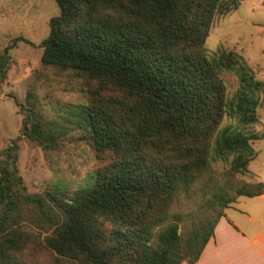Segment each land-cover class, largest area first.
<instances>
[{
  "label": "trees",
  "instance_id": "trees-1",
  "mask_svg": "<svg viewBox=\"0 0 264 264\" xmlns=\"http://www.w3.org/2000/svg\"><path fill=\"white\" fill-rule=\"evenodd\" d=\"M240 1L55 0L59 14L40 42L41 63L110 84L118 94L81 112L96 149L114 155L93 181L71 195H22L16 165L1 169L0 201L8 211L21 198L36 203L49 249L85 264H196L223 212L194 223L183 242L182 217L170 213L172 202L212 160L231 154L230 171L243 174L254 157L253 138L220 125L224 116L243 125L258 122L263 83L237 53L210 57L205 48L214 19ZM7 62L6 51L0 53L1 75ZM222 70L238 78L232 97ZM22 129L43 137L38 122H23ZM263 192L262 182L240 186L233 195L214 194L210 205L224 209L239 196ZM4 221L0 248H19L20 231Z\"/></svg>",
  "mask_w": 264,
  "mask_h": 264
},
{
  "label": "rangeland",
  "instance_id": "rangeland-1",
  "mask_svg": "<svg viewBox=\"0 0 264 264\" xmlns=\"http://www.w3.org/2000/svg\"><path fill=\"white\" fill-rule=\"evenodd\" d=\"M58 14L55 0H0V53L6 51L8 56L7 68L0 74V175L4 166L14 163L22 178V195L46 197L57 190L71 195L93 181L95 172L114 157L111 152L96 149L81 112L95 102L111 101L118 92L110 84L41 63L40 42L49 34L50 19ZM205 48L210 57L221 51L240 55L263 83V89L256 107L258 122L243 125L234 117L224 116L220 125L253 138L254 157L248 171H230L231 154L212 160L190 191H179L172 202L170 213L182 217L178 225L183 242L194 223L225 210L219 204L210 205L214 194L224 191L233 195L236 188L252 186L264 176V0H241L237 9L216 17ZM219 76L227 97H232L239 87L236 74L222 70ZM23 122L28 127L38 122L43 137H33L28 129L23 131ZM244 201L242 198L233 204L243 207ZM37 208L36 203L21 198L8 211L5 202L0 201V220H5L7 229L20 231V247L3 245L1 261L85 264L46 246L49 230L38 221ZM234 211L229 209L228 214L232 216ZM158 229H154V236Z\"/></svg>",
  "mask_w": 264,
  "mask_h": 264
},
{
  "label": "crops",
  "instance_id": "crops-1",
  "mask_svg": "<svg viewBox=\"0 0 264 264\" xmlns=\"http://www.w3.org/2000/svg\"><path fill=\"white\" fill-rule=\"evenodd\" d=\"M258 179L264 184V176ZM242 198L244 206H234ZM236 202L223 211L196 264H264V192Z\"/></svg>",
  "mask_w": 264,
  "mask_h": 264
}]
</instances>
